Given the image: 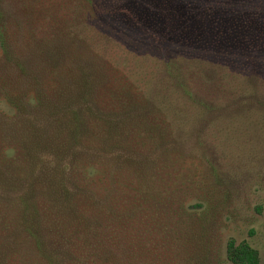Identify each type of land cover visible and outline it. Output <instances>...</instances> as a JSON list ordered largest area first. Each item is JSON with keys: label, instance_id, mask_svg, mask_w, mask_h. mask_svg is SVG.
I'll return each mask as SVG.
<instances>
[{"label": "rangeland", "instance_id": "1", "mask_svg": "<svg viewBox=\"0 0 264 264\" xmlns=\"http://www.w3.org/2000/svg\"><path fill=\"white\" fill-rule=\"evenodd\" d=\"M104 91L157 123L130 153L150 185L114 186L119 260L130 243L128 264H232L233 240L264 264V0H0V157L19 158L0 165L1 208L51 194L63 122Z\"/></svg>", "mask_w": 264, "mask_h": 264}, {"label": "trees", "instance_id": "2", "mask_svg": "<svg viewBox=\"0 0 264 264\" xmlns=\"http://www.w3.org/2000/svg\"><path fill=\"white\" fill-rule=\"evenodd\" d=\"M97 92L94 90L95 96ZM99 98L105 104H99L100 108L92 102L96 113L73 112L63 122L64 129L72 133L64 150L68 151L69 146L73 154L71 166L64 165L52 182L51 194L45 188L33 189L25 198H12V206L0 207L3 213L0 214V264H128L125 252L129 251L130 243H125L126 250L121 252L123 258L119 260L112 222L107 224L113 221L114 186L118 181L136 182L140 190L150 185L152 162L140 159V164L133 165L130 153L144 148L145 141L143 144L136 141L144 136L143 132L150 131L149 127H157V123L144 122L145 117L130 112L121 117L124 112L121 108L133 103L127 96L117 97L112 91H104ZM95 99L99 100L98 96ZM154 132L151 130L146 140L151 142ZM32 138L36 145L39 136ZM116 151L119 153L115 158ZM1 153L4 155L0 157L1 168L9 173L10 163L19 158L11 155L10 146ZM101 153L108 157L102 159ZM100 190L107 193L100 194ZM50 196H56V203L52 198L44 202ZM227 258L232 264H259L258 252L247 242L236 244L230 240Z\"/></svg>", "mask_w": 264, "mask_h": 264}]
</instances>
